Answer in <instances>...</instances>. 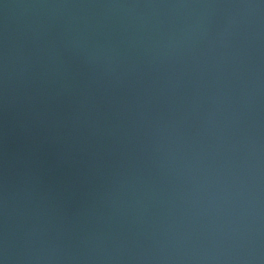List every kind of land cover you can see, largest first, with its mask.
Here are the masks:
<instances>
[{
	"label": "water",
	"instance_id": "95a60500",
	"mask_svg": "<svg viewBox=\"0 0 264 264\" xmlns=\"http://www.w3.org/2000/svg\"><path fill=\"white\" fill-rule=\"evenodd\" d=\"M0 264H264V0H0Z\"/></svg>",
	"mask_w": 264,
	"mask_h": 264
}]
</instances>
